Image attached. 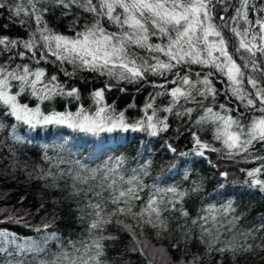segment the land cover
Returning a JSON list of instances; mask_svg holds the SVG:
<instances>
[{
  "label": "snow or ice",
  "instance_id": "6c2138e0",
  "mask_svg": "<svg viewBox=\"0 0 264 264\" xmlns=\"http://www.w3.org/2000/svg\"><path fill=\"white\" fill-rule=\"evenodd\" d=\"M57 11L72 17L71 34L49 25L46 17ZM5 12L26 35L0 34V162L5 170L19 167L16 154L32 142L29 133L55 130L60 140L42 146L40 165L23 167L65 194L81 232L65 237L55 213L33 225L0 209V224L36 234L0 227V264H106L113 225L133 233V250L141 254L136 228L179 232L185 253L193 241L203 247L183 264H207V256L237 264L264 253V217L241 229L231 199L195 212L188 204L204 184L190 169L183 184L168 183L163 173L153 175L150 153L129 161L118 151L129 133L160 139L174 161L167 171L175 170L177 157L183 164L200 158L218 171L221 189L231 173L213 155L221 163L251 164L237 169L243 180L231 183L264 193V0H0ZM88 75L103 86L90 91L86 107L74 82ZM127 85L137 93L151 89L138 118L107 102L106 93L126 92ZM58 99L62 111L49 107ZM184 135L190 147L181 151L176 140ZM81 136L92 145L87 157L71 147Z\"/></svg>",
  "mask_w": 264,
  "mask_h": 264
},
{
  "label": "trees",
  "instance_id": "16d2710c",
  "mask_svg": "<svg viewBox=\"0 0 264 264\" xmlns=\"http://www.w3.org/2000/svg\"><path fill=\"white\" fill-rule=\"evenodd\" d=\"M49 25L56 30L65 34H71L70 21L72 17H63L59 11L46 17ZM7 25V28L4 26ZM0 34L10 37H23L26 35V29L21 27L17 22H13L7 18V13L0 15ZM48 71L55 73V66L49 65ZM63 80V76L60 77ZM74 86L80 88L83 94V102L87 107L90 103L89 93L92 89L103 86L99 79H93L88 75L87 80L81 79L74 82ZM127 91L121 92L117 89L106 93V99L109 104L115 105L118 110H127L126 116L129 119L138 118L140 108H142L150 88L145 87L139 93L135 87L127 85ZM223 99V98H221ZM134 105V107H129ZM49 107L57 110H64V101L57 100ZM73 110H75L73 106ZM177 125H174V128ZM33 137L32 142L23 146L16 154L19 157L20 166L12 167L11 170H5L8 166L0 162V209L12 210L18 214L26 216L31 224L38 225L45 217L55 213L58 217L56 227L65 237L75 239L81 232V225L77 219V212L71 201L65 200V194L49 189L43 182L30 178L28 171L23 167L24 163L28 165H40L42 146L44 144H53L60 140V136L56 135L55 130L51 133L40 131L39 134L29 133ZM168 136H174V132H169ZM86 137H78L71 145L74 153L83 154L87 157L91 151L92 145L86 142ZM190 137L184 135L176 140V146L179 150H187ZM116 147L115 144L112 145ZM118 151L129 158V161L141 159L148 155L152 160L153 175H161L168 180V183L183 184L182 176L186 169L192 172V178L203 181L204 191L195 194L188 204L189 209L199 212L200 208L208 202L216 203L217 201H225L231 199L234 206L242 215L240 227L247 229L257 224L264 217V193L256 189H249L242 184H232L233 180H243V173L237 171L241 167H251V164L221 163L216 155L211 158L213 162L220 163V170H229L230 176L224 189L219 187L221 178L218 171L213 169L205 160L195 158V162L183 164L180 158H175L176 168L173 171H167L173 164L171 153L162 146V140L146 138L139 133H129L126 139H121ZM184 187H188L184 184ZM223 195H220V193ZM215 197V200L213 199ZM43 205V207H41ZM30 214V215H29ZM4 219V214L0 213V220ZM0 227L10 228L12 231L22 235H36L34 232L23 227L22 225L10 224L6 221L0 224ZM109 232L116 238L107 243L106 248V264H183L186 257H190L193 253L200 256L203 254V247L197 245L195 241L191 242L185 253L183 241L180 240V233L173 232L171 234H157L154 230L144 228H136L135 240L142 241L143 254L133 249L137 247L134 243L133 233L120 230L116 226H110ZM180 243V248H174L173 244ZM207 264H215V260L207 256L205 257ZM227 264V262H226ZM237 264H264V253H257L243 257L237 261Z\"/></svg>",
  "mask_w": 264,
  "mask_h": 264
}]
</instances>
